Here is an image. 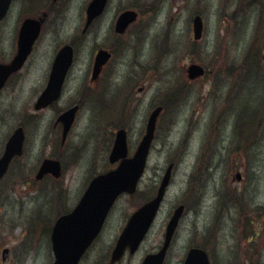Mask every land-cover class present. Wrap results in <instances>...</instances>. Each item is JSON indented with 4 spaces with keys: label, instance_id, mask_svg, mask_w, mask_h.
Instances as JSON below:
<instances>
[{
    "label": "rangeland",
    "instance_id": "1",
    "mask_svg": "<svg viewBox=\"0 0 264 264\" xmlns=\"http://www.w3.org/2000/svg\"><path fill=\"white\" fill-rule=\"evenodd\" d=\"M18 1L15 0L13 3L15 9L8 17L7 25L2 24L1 27L4 29L0 35V59H4L12 54L15 48L19 23L23 17L30 15L29 12L31 9L33 10V8H16L18 4L20 5ZM89 1L65 0L61 7H55L56 9L51 12L48 22L44 27L38 53L36 55L33 53L34 57L32 55L33 59L31 57L32 60H29L28 67L18 76L22 78V81L13 80L11 85L22 87L23 95H25L27 90L34 93L39 83L44 79L42 75L49 73L51 69L50 59L52 58L55 47L57 46L59 48L62 43L72 39L76 42L78 50V63L72 74L73 80L82 77L83 81L86 82L88 80L86 74L93 66L94 50L99 46H105L109 47V49L112 48L116 54L104 67L100 79L90 85L89 89L95 90L105 82H115L116 87H121L118 83L123 81L122 83L124 84L126 82L123 78L124 74H127V70L130 68L131 60L141 59L144 63L152 66L155 60L159 59L160 53L166 51L156 45L161 39L160 34L166 30L172 31L175 27V51L173 52L172 49L171 52L167 53L169 54L168 57L164 59V65L168 69L165 77L169 79V82L175 80L177 84L179 83V88L185 87L186 91L179 100V126L175 128L169 122L167 127H163L164 122H160L157 139L155 140L152 157L150 159V168L140 183L139 192L136 195L122 196L117 201L111 213L112 216L106 222L103 229V236L107 242H110L109 246H106V241L101 240L89 252L82 264H100L97 261L98 258L102 257L103 259L111 243L118 237L127 219L139 205V201L149 192H153V194L156 192L161 180L159 174L162 166L171 157L169 146L170 144H176L178 140L179 191L178 187H176V179L178 177L176 175L174 184L169 188L164 206L148 241L145 242L136 257L127 256L120 264H139L140 259L147 252L156 248L160 241L161 243L163 242V233L168 221L167 216L171 208L178 201L186 202L190 204V207L182 218L179 235L173 243L167 264H182L189 245L192 246V244L202 243V239L206 241L208 248L215 253V257H219L218 264H227L224 261L225 259L229 262H234L239 260L236 259L237 257L242 261L245 260V251L247 249L252 257L256 258L258 255H261L264 259V245H262L264 238V214L255 212L257 208L256 203H254L253 207L247 213L248 224L253 225L252 227L254 229L262 231L260 238H257L255 233L250 237L251 240L254 239V246L245 245L244 242L240 245L241 238L236 237L245 227V220L241 214H238L236 209H232L225 218H217L215 213V205L223 187L230 190L232 186V192L245 193L248 197L264 203V147L255 148L250 151V156L247 155V158H244L243 167H241L244 179L241 182L233 181L234 171L230 170V165L233 166L235 162L239 164V156L228 153V150H231L233 138L237 136L233 128V125H236L234 120L237 113L233 111V114L230 115V123L227 128L228 138L222 141V131L219 128L221 124H218L215 128L218 133V141L211 139V145H209L206 155L200 159L201 165L197 163L202 150L203 138L204 142H207L213 128L211 126L213 113H216L222 108L223 102L221 99L226 101L227 95L232 93L226 91V96L220 97L221 88L214 84L215 77L211 72L191 87V85L186 84L187 76L184 71L188 64L193 61L206 65L207 62L213 61L208 67L209 70H212L216 63L218 66L220 65L221 61L219 60L226 59V66L232 56H236L237 53L241 56L249 41L254 38L253 27H255L254 24L256 23L258 15L253 13L251 20L240 24L238 28L234 24L229 23V14L235 8L236 4H239L240 0H184V2L182 1V8H179V2L181 0H111L99 23L92 28L89 34H83L82 36V28L84 27L83 24L85 23L86 17L85 7ZM248 1L252 0H241V5H247ZM40 2L42 0H37V3ZM113 3L118 4L122 8H112L113 5L110 8ZM66 5H69V8H65ZM149 6H153V8H149ZM127 7H138L135 9L139 11V20L125 36H115L114 23L116 16ZM226 10L227 13L225 14ZM195 14H201L204 17L205 27L203 37L197 42H195L193 37V17H191ZM142 33H144L146 38L138 52L134 54V52L127 51L129 46H132L136 51L135 42H132L131 38L136 34L141 35ZM240 36H243V38L238 44L237 39ZM220 39L225 41L227 46L223 58L221 54L218 57L214 56V53L218 50L217 44ZM119 41L124 46V50L120 53L116 51V48L119 46ZM162 45H166V41H163ZM185 53H188L187 57L184 55ZM247 65L248 63L244 65L246 71L248 69ZM133 67L138 68V70L135 68L132 69L134 74H139L146 66L141 65L138 67L133 64ZM247 75L246 72L245 75L240 77V80H245ZM138 77H140V74ZM165 77L166 82L167 79ZM152 78L149 80L148 74H145L139 78L138 82H134L137 78L134 79L132 84H136L135 90H138V85H141L142 81L148 80L146 86L148 90L145 97L154 103L165 99V96L160 93L161 88L163 90V86L159 87L160 84H158L162 83L164 79L162 78L159 80L160 82L154 84L156 79L153 72ZM261 79L263 82L259 87L260 92L264 89V73L261 75ZM248 84L254 86V88L257 87V83L251 79L248 81ZM190 87L191 89L189 91L187 88ZM126 88L127 85L119 89L103 86L98 92H93L90 97V105L95 111H98L100 118L108 116L123 96ZM259 90H257L256 95L259 94ZM73 91V93L67 96L66 102L59 103L60 109L77 97V89H73ZM10 94H12V90H8L0 99V112L5 113V97ZM256 95L249 92L248 89H245L241 93V105L236 108L238 111L242 110L245 113L243 125L247 128L252 127L251 117L258 110L261 102V98H258ZM134 96V92L131 91V100L128 106L125 104L128 109L126 110L127 113L131 111L136 113L138 110V107L134 110V105H137ZM83 107L81 115L71 134L70 142H73V144L79 141L90 130L92 124L91 112L86 109V105ZM49 111H43L41 114L44 115ZM175 115L176 111L173 116ZM12 116H10V119L13 118ZM20 118L21 114H17V120ZM42 123L44 125H50L54 123V119L49 117L42 121ZM196 125L197 128L195 130ZM24 126L29 133L33 123L29 119H26ZM140 127H142L141 122L137 125V128ZM114 128V125L108 123L102 127L103 131L97 130L94 139L89 137L88 140L94 143L93 149L89 145L85 149L89 153V159L85 162L83 158L80 162V156H77L74 161L72 159L70 164L66 166L61 181L48 179V182L36 183L34 179V181L16 185L0 183V257L2 248L10 247L11 255L8 264H51L54 255L49 246L51 231L57 214L56 208L51 206L56 205L57 207V204H59V210L62 211L66 208L71 209L74 207L84 191L83 188L86 187V182L88 183V179L90 180L91 176L94 175L93 171H101L103 168L109 166L107 154L110 149L109 144L112 141V131ZM131 130V142L134 144L140 135V131L134 128H131ZM56 136L57 130L49 127V133L45 137V143H52ZM5 138L6 135L3 136L2 142H4ZM219 145V152L215 160V163L219 167L213 173V170H209V166L211 160L214 158V150ZM35 152L36 149L31 150V153ZM65 154L67 159L71 156V152L69 151ZM93 156L95 161L90 165ZM208 162L209 164L206 169ZM37 166L38 164L32 170H35ZM17 174L24 175V169L22 167H17L16 170L12 169L8 177L11 179ZM17 177L10 182L15 181ZM44 183L47 184L41 190L43 196L40 197L39 189ZM7 192L9 197L6 195ZM178 196L179 199H177ZM28 197H32L30 205L24 202ZM5 206L9 209L6 213H4ZM35 207L37 208L35 209ZM32 209L35 210L32 211ZM30 212L31 214H29ZM259 221H262V223L257 224ZM31 226H33V237L32 240L26 243L25 240ZM200 229L203 233H209L210 241L206 240L209 235L204 238L199 237L202 235V233L200 234L198 232ZM108 232L107 237L109 238L107 239L106 234ZM218 232L219 235L217 234ZM232 234H235L229 241L232 246V251L225 253L223 249L225 243L222 245L220 241L224 236ZM101 264H104L103 261Z\"/></svg>",
    "mask_w": 264,
    "mask_h": 264
},
{
    "label": "water",
    "instance_id": "2",
    "mask_svg": "<svg viewBox=\"0 0 264 264\" xmlns=\"http://www.w3.org/2000/svg\"><path fill=\"white\" fill-rule=\"evenodd\" d=\"M10 2L11 0H0V20L9 9ZM105 3L106 0L92 1L89 7L90 19L101 13ZM136 16L137 14L135 12H125L121 17V22L129 24ZM40 27L41 24L37 20L28 19L25 21L20 32L19 51L15 60L11 65H0V88L8 75L21 67L28 57L33 43L39 34ZM195 27L197 37H199L202 29V22L199 16L195 19ZM106 59L107 55L101 52L97 58V67H100ZM71 61L72 48L67 46L60 52L56 59L51 83L41 98L38 104L39 107L50 102L53 96L56 97L59 94L64 76ZM189 70L191 77H195L203 72L202 68L197 65L191 66ZM158 112L159 109L152 115L148 134L133 158H125L127 156L126 140L123 133L118 135L111 159L112 161H116L120 158H124L119 168L95 178L77 208L72 213L60 217L53 233L54 250L57 257L55 264H77L87 247L101 230L108 211L116 197L124 191H135L137 182L145 167L149 147L153 138L155 118ZM22 139L23 135L16 134L9 142L7 152L0 160V177L5 173L9 161L14 155L13 153L21 149ZM47 163H51V161L45 162L43 169H41L39 173V177L48 171L45 169ZM55 165L56 168L53 170V174L58 177L60 175V170L57 162H55ZM168 178L169 176L167 175L159 190L158 196L154 200L143 205L130 218L125 230L119 238L113 254V261L122 257L127 246L132 247V251L138 247L154 219L168 183ZM182 211L183 206L177 210L176 215L169 225L168 242ZM165 250L166 245L160 253L148 255L143 264H162ZM7 256L8 250L6 249L3 251V259L5 260ZM185 264H209V259L205 251L199 248H193L190 250Z\"/></svg>",
    "mask_w": 264,
    "mask_h": 264
},
{
    "label": "bare ground",
    "instance_id": "3",
    "mask_svg": "<svg viewBox=\"0 0 264 264\" xmlns=\"http://www.w3.org/2000/svg\"><path fill=\"white\" fill-rule=\"evenodd\" d=\"M167 31H164L162 34H160V37L161 36H163L164 35V33H166ZM167 34H168V38H169V41L172 43V46L174 47V41H175V39H174V35L176 34V30H175V27L172 29V31L169 33V32H167ZM135 45H139V43L137 42V41H135ZM234 64L236 65V66H239L240 65V61H234ZM123 98H125L128 102L131 100V94H128V93H124L123 94V96H122ZM137 108V105H134V110ZM86 109L88 110V111H94V108L90 105V104H88V105H86ZM142 113H141V110L140 109H138L137 110V112L136 113H133V111H131L130 113H127V116L129 117V120L131 121L130 122V124H129V127L130 128H134V129H136V130H138V131H140V132H147L148 130H149V125H148V123L146 122V121H143V122H141V124H142V127H140V128H137V125H138V123L140 122L139 121V118H140V115H141ZM132 119V120H131ZM261 128V131H262V133L264 134V127H260ZM42 130L44 131V133L46 132V128L45 127H43L42 128ZM87 145H89L91 148H94V145H92V144H87ZM86 145V146H87ZM85 146V147H86ZM84 147V148H85ZM89 159V153L87 152V151H84L83 150V160L84 161H87ZM0 160H1V158H0ZM32 200V197H28L26 200H24V202H26L28 205H30V201ZM6 205V204H5ZM8 207L7 206H5V211H4V213H6V212H8ZM198 232L201 234V233H203V231L200 229V230H198ZM262 245H264V242H262Z\"/></svg>",
    "mask_w": 264,
    "mask_h": 264
},
{
    "label": "trees",
    "instance_id": "4",
    "mask_svg": "<svg viewBox=\"0 0 264 264\" xmlns=\"http://www.w3.org/2000/svg\"><path fill=\"white\" fill-rule=\"evenodd\" d=\"M257 55H259V54H254L251 59L247 57V61L249 62V64L247 65L248 66L247 70L248 71L250 70L251 73L253 72V73H258L259 75H262V73L260 74V72L263 71L264 66L260 67V63H259ZM242 67L244 68V66H241V68ZM251 73L250 74L247 73L248 74V81L252 77Z\"/></svg>",
    "mask_w": 264,
    "mask_h": 264
},
{
    "label": "flooded vegetation",
    "instance_id": "5",
    "mask_svg": "<svg viewBox=\"0 0 264 264\" xmlns=\"http://www.w3.org/2000/svg\"><path fill=\"white\" fill-rule=\"evenodd\" d=\"M182 1L184 2V0H181V5H179V8H182ZM149 8H153V6H149Z\"/></svg>",
    "mask_w": 264,
    "mask_h": 264
}]
</instances>
